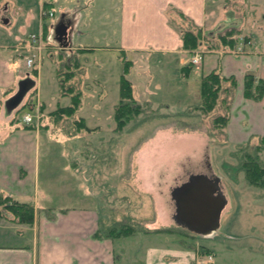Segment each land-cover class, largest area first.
<instances>
[{"label":"crops","instance_id":"0c3cea01","mask_svg":"<svg viewBox=\"0 0 264 264\" xmlns=\"http://www.w3.org/2000/svg\"><path fill=\"white\" fill-rule=\"evenodd\" d=\"M64 1L68 2L53 0L51 8L57 5L62 10L63 24L69 27L68 32L72 25L82 29L83 32L78 33L81 40V37H92L94 27L106 28L108 46L67 45L61 46L62 49L120 53L124 65L128 63L127 77L138 103L167 110L164 99L175 96L188 109L198 106L202 78L216 71L237 81L221 152L227 148L240 151L253 141L264 139V92L259 100L247 97L245 92L248 74L255 77V85L258 81L264 85V15L249 22L242 18L238 24L239 32L248 38L247 44L238 43L242 52L197 51L203 54V61L196 70L193 66L189 71L186 68L190 66L191 57L183 49V30L175 26L176 20L171 13L184 17L192 27L202 29L205 34L210 0H90L86 6L90 11H84V14L87 12L84 15L80 13L84 10L81 8L73 20H66L71 10ZM40 4L44 5V0H40ZM252 6L256 14V7ZM98 9L100 13L94 11ZM102 14L105 18L99 20ZM95 39L102 41V37ZM4 51L0 48V122L10 123L15 118L3 104L17 93L18 83L29 79L30 75L18 69L13 57H4L7 54ZM41 59L43 62L42 53L39 62ZM192 81L198 85L192 87ZM169 83L175 87H170ZM194 95L199 99L194 100ZM49 128L42 125V121L37 128L17 127L0 141V193L35 208L33 224H19L0 215V264H199L205 263L208 256L212 257L210 264H264V233L256 236L257 228H251V236L244 241L241 232L214 235L215 231L205 235L215 236L209 248L189 245L183 239L179 242L178 234L187 239L194 233L176 223L173 191L193 175L218 177L212 152L216 139L207 132L156 126L154 134L135 156L133 180L138 183L141 195L138 199L128 198L149 232L117 237L107 235L108 225L102 227L101 213L89 198L92 192L84 189L86 192L82 193L79 188L83 181L78 164L69 160L66 164L63 154V171L66 169L71 174L67 177L59 171L53 174L50 163L55 148L48 141L43 157L41 137L67 140L80 135L69 138L64 131ZM260 161L264 166V151L260 153ZM219 184L227 199L222 220L231 209L233 199L227 196L222 179ZM84 198H88L87 201ZM250 205L254 212L251 213L256 215L259 208H264V194L254 195ZM146 210L150 211L149 216L143 215ZM122 240L130 242V249H126ZM201 251L206 254L201 255Z\"/></svg>","mask_w":264,"mask_h":264},{"label":"rangeland","instance_id":"374dc122","mask_svg":"<svg viewBox=\"0 0 264 264\" xmlns=\"http://www.w3.org/2000/svg\"><path fill=\"white\" fill-rule=\"evenodd\" d=\"M67 1L64 2L71 12L66 14V20H73L77 16L76 12L81 11V8L84 10L80 13L86 10L90 11L86 9L90 0ZM209 3L208 29L204 36L218 48L210 50L212 53L229 51L222 42L224 40L236 39L237 43L244 44L245 36L239 32L238 25L242 18H247L249 22L264 15V0H252V3L251 0H210ZM252 4L256 7V14H254ZM41 8L44 11L51 9L55 16L53 18L44 17L45 19H43ZM94 11L100 13L99 9ZM86 14L87 12L84 15ZM171 17L176 20L175 26L179 30L196 31L184 17L175 13H171ZM104 18L105 14L99 16V20ZM31 21L32 23L29 25L28 22ZM63 21V12L57 8V5L52 9L45 4L41 5L40 0H1L0 48H4V52L7 53L4 57H13L18 64V69L30 75V78L35 81V90L38 91L37 94L34 88L29 91L19 108L9 113L11 117L15 118L13 121L8 123L3 120L0 122V141L17 127L37 128L38 123H40L39 117H42V125H48L55 131L66 133L68 126L73 125L75 117L69 120L64 117L58 122L52 117V114L60 108H68L72 105L71 97L63 96L60 92L57 68H61L64 79L69 71L75 72L74 68L69 66L70 60L75 59L79 62L78 71L83 72L82 78L80 77V84L77 86L83 93V100L76 117L83 119L87 129L91 132L85 131L78 138L67 140L55 136L48 139L41 137L43 157H45L44 148L47 147L46 141H48L50 146L55 148L51 153L52 164L50 163L51 166L53 165V174L58 171L60 174H65L66 177L71 174L66 172V169L63 171L65 168L63 154L66 156V164H68V160L78 164L79 176L83 181L79 188H81L82 193H85L86 189L92 192L89 198L93 199L91 204L101 213L104 222L102 227L106 228L108 225L110 229L114 222H125L127 216L133 217L137 224L139 222L141 224L142 221L138 217L140 213L129 201V199H138L141 195L139 194L138 183L133 180L136 168L135 156L138 150L148 140L149 136L154 134L157 125L180 131L186 130L190 126L195 127L194 130L208 133L207 130L212 127V118H209L212 117V114H209L208 117L202 112L200 105L188 109L181 99L174 96L164 99L167 100V110L138 103L141 107L140 111L131 115L125 126L117 132L116 107L121 100L122 76L128 78V74H125L124 63L120 59L121 54L107 51L81 53L83 51H72L70 47L62 49L56 40L55 31L59 25L63 24ZM42 25L47 26V28L45 29ZM74 27L72 25L68 32V45L108 46V42L105 43L107 40L105 37L106 28L99 30L100 26L94 27V29L92 27L94 31L92 37L85 36L81 37L80 40L78 33L83 31ZM32 34L42 35L43 62L42 59L39 62L37 58L35 65L29 68L23 55L26 54V58H31L35 53L30 49L29 38ZM254 34H256V38H259L257 33ZM96 37H102V41L96 42ZM199 51H209L205 42L202 43ZM188 54L191 58L194 55L189 52ZM35 70H38V73ZM193 70H196V66L193 67ZM20 83L21 81L18 83L17 93ZM69 83L77 84V78ZM192 83V87L198 85L195 81ZM170 87L174 88L175 85L171 84ZM37 99L39 101L38 106ZM191 99L193 98L191 97ZM198 99L199 96L194 95V100ZM6 105L7 103L3 104L4 108ZM34 107L36 108L35 111ZM224 113L225 108L222 107L218 114L224 115ZM27 114L33 115L34 123L27 124L24 122V117ZM10 119L12 120V118ZM258 147L264 148V142L255 140L240 151L227 148L224 152H221V148H224L221 140H216L215 144H212L213 162L218 176L216 179H222L227 196L231 200L233 199L231 209L235 208L233 212L230 209L224 214L220 221V227L214 235L228 233L234 235L241 232L244 241L251 236V228L258 229L256 236L261 237L264 233V208H259L256 215L251 213L250 208L251 198L254 195L264 194V190L251 187L243 169L245 153L257 156L261 163L260 156L255 151ZM59 148L62 149L60 152L58 151ZM84 199L87 201L88 198ZM105 214H108L109 217L105 218ZM150 214L149 210L143 212L145 216ZM6 215L11 217L7 213ZM140 226L145 227V222ZM189 236L185 239L178 234L179 242L183 239L189 245L209 248L208 245L212 243V239L215 237L197 234ZM122 243L126 249H130L128 246L131 247V245L128 240H122Z\"/></svg>","mask_w":264,"mask_h":264},{"label":"trees","instance_id":"16d2710c","mask_svg":"<svg viewBox=\"0 0 264 264\" xmlns=\"http://www.w3.org/2000/svg\"><path fill=\"white\" fill-rule=\"evenodd\" d=\"M49 7V6H47ZM51 8V6H50ZM45 29L47 26H45ZM183 49L190 54H194L199 51L202 43L205 42L208 50L212 51L218 49L212 43L207 40L202 29H196V31H183L182 32ZM224 40V39H222ZM224 46H227L228 52H236L238 49V43L236 39H230L228 41H222ZM248 43V38H245V44ZM69 66L74 68L75 72L69 71L66 77L63 79V73L60 67L57 68V77L59 82L60 92L63 96H69L72 99V105L68 108H60L57 112L52 114L53 119L58 122L67 117L68 120L75 117L72 126H68L66 129V135L69 138H74L79 136L83 132H91L87 129L86 123L83 119L76 117L77 112L81 106L83 100V93L77 86L80 84V77L82 78L83 72L79 70V62L75 59H71ZM125 74H128V63H125ZM193 65L186 69L192 70ZM38 70H35L37 73ZM74 78H77V84L69 83ZM255 77L252 74H248L246 77V96L255 100H259L263 96L264 85L261 81H258L255 85ZM237 86V81L234 77L226 78L222 76L219 72H212L205 76L201 80V104L200 109L204 114H212L211 129H208V134L210 137L216 140H224V133L226 125L230 117V108L232 103V98L234 96ZM35 90V87H34ZM121 100L116 107V122L118 132L121 127L125 126L131 115L140 111L141 107L135 100L133 86L126 76H122L121 81ZM225 108L224 115L218 114ZM42 117H40V123ZM195 127L188 126L187 129L194 130ZM259 141L264 142V139ZM249 146V145H248ZM258 156L264 151V148L258 147L255 149ZM245 161L243 162V169L246 173V178L252 186L264 189V166L259 162L257 156H253L251 153H245ZM19 224H33L35 220V208L29 204H21L15 202L9 196L0 193V215L5 218H9ZM142 224V223H141ZM140 222L137 224L135 219L131 216H127L125 222L113 223V226L107 231L108 236H130L139 232H149V230L141 225ZM202 252V251H201ZM200 252V253H201ZM202 252L201 255H205Z\"/></svg>","mask_w":264,"mask_h":264},{"label":"water","instance_id":"95a60500","mask_svg":"<svg viewBox=\"0 0 264 264\" xmlns=\"http://www.w3.org/2000/svg\"><path fill=\"white\" fill-rule=\"evenodd\" d=\"M68 29L67 25L61 24L55 31L57 42L64 47L68 45ZM34 86L30 78L22 81L18 93L7 102V110L11 112L19 108ZM172 197L177 208L175 221L179 226L197 235H210L219 229L227 199L218 179L193 175L173 191Z\"/></svg>","mask_w":264,"mask_h":264},{"label":"built area","instance_id":"2783aa9c","mask_svg":"<svg viewBox=\"0 0 264 264\" xmlns=\"http://www.w3.org/2000/svg\"><path fill=\"white\" fill-rule=\"evenodd\" d=\"M53 3V0H44V4L47 6H51ZM55 16L54 12L51 11H42V18L45 19L44 17H51L53 18ZM31 47L30 49L33 50L35 53L32 55L31 58H26V64L29 68H32L35 65V60L40 57L41 52L43 50L41 43L43 42L42 40V35L41 34H32L29 38ZM238 52H242L243 48L239 47L237 49ZM203 61V54L202 53H194V55L191 58V65L193 66H199ZM39 117V116H38ZM37 117V118H38ZM34 121V117L31 114H27L24 117V122L27 124H32ZM212 261V257L208 256V259L205 263H199V264H210Z\"/></svg>","mask_w":264,"mask_h":264}]
</instances>
